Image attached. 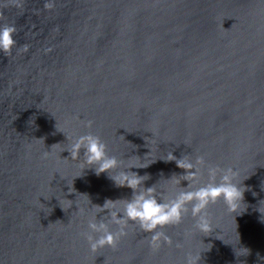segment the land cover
Instances as JSON below:
<instances>
[{"label":"water","instance_id":"water-1","mask_svg":"<svg viewBox=\"0 0 264 264\" xmlns=\"http://www.w3.org/2000/svg\"><path fill=\"white\" fill-rule=\"evenodd\" d=\"M4 25L16 44L0 52V264H184L199 251L198 264H264V0H0ZM88 133L125 164L150 152L129 169L149 176L145 188L185 174L159 159L168 151L232 167L242 203L210 205L208 236L188 215L157 251L130 224L115 249L92 253V206L132 190L93 168L75 177L61 150Z\"/></svg>","mask_w":264,"mask_h":264},{"label":"clouds","instance_id":"clouds-1","mask_svg":"<svg viewBox=\"0 0 264 264\" xmlns=\"http://www.w3.org/2000/svg\"><path fill=\"white\" fill-rule=\"evenodd\" d=\"M45 7L51 8L52 5L46 3ZM15 33L14 25L0 26V52L11 53L16 44ZM23 47L27 51L28 46ZM92 123L91 120L87 121L85 127L91 128ZM60 131L66 135L64 130ZM66 137L69 140V136L66 135ZM184 145L188 146V142ZM82 149L83 159L80 156ZM65 150L70 153L72 161L78 162L79 175L75 177L82 176L83 170L93 168L96 175L107 173L117 187H128L132 190L131 199L116 201L109 199L102 206H92L93 215L87 223L88 231L82 233L92 253L106 246L115 249L120 240L128 235L130 224L138 227L140 232L150 234L149 247L157 251L162 243L172 244V238L166 234L164 229L181 224L188 215L194 220V231L200 233L201 236H208L215 230L208 212L209 206L222 200L226 209L235 213L243 200L245 188L241 186L242 182H236L238 171L232 167L222 169L218 165H206L204 155H198L193 160L189 155L178 158L172 151H168L166 155L160 157L159 159L165 162L175 161L178 168L185 170V174L179 176L174 174L170 179L163 180L164 184L158 190V183L147 188L143 186V182L149 179L148 175L140 176L129 171L131 168H145L153 163L156 159L145 162L150 152L143 162L139 157L132 156L125 164L116 156H109L106 143L101 140L100 136L91 133L75 137L70 147L63 148L61 152ZM50 154L51 151H45L43 155L47 157ZM205 168L208 180L202 182V170ZM181 181L188 182L186 188L180 187ZM72 183L71 186L68 185L69 192L73 191ZM67 201L71 207L73 201ZM77 207L79 212H84V208L78 205ZM105 210H107V215L97 221V214ZM110 225H115L116 230H110ZM93 233L99 235L94 237ZM192 235L193 231H187L184 238L189 239ZM176 247L180 248L182 245L177 243ZM201 252L187 253L184 264H198Z\"/></svg>","mask_w":264,"mask_h":264}]
</instances>
